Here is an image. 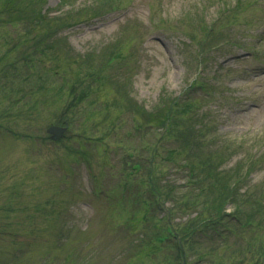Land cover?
<instances>
[{"label":"rangeland","instance_id":"rangeland-1","mask_svg":"<svg viewBox=\"0 0 264 264\" xmlns=\"http://www.w3.org/2000/svg\"><path fill=\"white\" fill-rule=\"evenodd\" d=\"M22 1L0 0V264H264V0ZM209 170L240 176V219L201 226Z\"/></svg>","mask_w":264,"mask_h":264},{"label":"trees","instance_id":"trees-1","mask_svg":"<svg viewBox=\"0 0 264 264\" xmlns=\"http://www.w3.org/2000/svg\"><path fill=\"white\" fill-rule=\"evenodd\" d=\"M23 1H26V0H23ZM23 1H22V3H23ZM22 10H23V8H18L16 11H18L19 14L23 15ZM36 14L40 18V21L38 23L43 26V23L46 22V19L43 17H40L38 15V13H36ZM53 19H55V18H53ZM48 20L51 21L52 19H48ZM51 30H53V29H51ZM47 31H49V30H47ZM82 85H83V83L81 81H79V87L82 88L80 91L83 93V97L86 94H91L92 90H94L91 87V84H87V85H83V86ZM72 92H74L73 89L71 90V93ZM213 166L214 167L211 168L210 170L215 169L217 167V165H215V164H213ZM210 170H209V173L211 175V181H213L212 183H214L215 186L213 187L212 185H210L208 191L212 192L213 189L215 190V191H213V200L211 202V207L213 208L214 212L208 220L204 221L201 224V226L205 225V224H210V226H215V224H220L222 222L223 217L225 216V214H223V213L221 214V211H222L221 209L225 205H232L233 206L232 215L235 217H237V215H238V218H239L241 216L240 211L242 210L241 205L244 203V201H243L244 193H247V192H244V191H246V190H244L242 193L243 195L242 194L238 195L239 185L241 184L240 176H238V178H235L234 176H232L233 175L232 172H228L227 174H224L223 172H217V171L211 172ZM222 173H223V176H221ZM214 180H216L217 183L214 182ZM187 192L193 193L192 191H187ZM189 195H191L190 197L192 198V195H194V193L189 194ZM249 195H246L245 197H247ZM194 197L197 199L198 197H200V195L195 194ZM246 201L251 202L250 205L252 204L251 207L253 208L250 210V212H247L248 218L254 217V215L257 214L258 211L264 210V202H260V201L251 199L250 197L248 199H246ZM246 220H247V218H246ZM226 228H227V226H225V227H214L213 232L215 234L217 233L221 237H224V235L222 233H223V230ZM176 231L177 232L179 231L180 236L178 238H179V241L183 245L181 250H184L183 248H184L185 244L192 243V237H193L194 229L192 227L183 228V225L178 223ZM173 232H174V230H173ZM179 241H178V239L176 240V245ZM183 253H184V251L182 253H180L181 259L183 258Z\"/></svg>","mask_w":264,"mask_h":264},{"label":"water","instance_id":"water-1","mask_svg":"<svg viewBox=\"0 0 264 264\" xmlns=\"http://www.w3.org/2000/svg\"><path fill=\"white\" fill-rule=\"evenodd\" d=\"M65 129L66 128L63 127V126L51 125V126H49L47 128V131L49 133H51V138L55 140V139L59 138L63 134V132L65 131Z\"/></svg>","mask_w":264,"mask_h":264}]
</instances>
